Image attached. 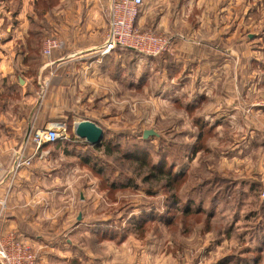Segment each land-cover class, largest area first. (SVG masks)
I'll return each mask as SVG.
<instances>
[{
    "label": "rangeland",
    "instance_id": "rangeland-1",
    "mask_svg": "<svg viewBox=\"0 0 264 264\" xmlns=\"http://www.w3.org/2000/svg\"><path fill=\"white\" fill-rule=\"evenodd\" d=\"M204 1L203 12L191 0H145L137 20L141 30L169 35L173 41L187 35L201 40L204 63L219 62L213 77L192 79L186 88L189 96L179 89L178 98L176 82L162 79L154 65L155 56L163 54L144 55L127 47L107 55L109 73L116 79L124 71L129 80L144 72L142 88L131 79L132 89L127 90L98 76V69L92 81L90 70L80 69L81 76L68 84L65 95L59 84L54 86L58 70L53 72L48 61L60 57L65 16L96 8L95 0H0V58H8L4 68L14 73L15 81L25 74L35 84L11 94V85L0 76V155L7 159L11 148H19L20 159V154L30 156L36 149L34 116L63 121L70 115L67 131L61 128L67 139L62 141L70 143L50 150L51 170L68 171L28 177L24 186L32 191L38 183L73 191L71 218L83 221L76 236L77 248H82L35 250V264H264V0ZM98 3L106 12V27L99 34L103 42L109 0ZM5 15L10 18L3 19ZM8 28L14 29L13 37ZM50 38L59 45L47 56L44 45ZM113 55L125 59L112 61ZM20 56L30 62L20 63ZM139 57L145 65L134 62ZM197 93L211 97L199 107H187L198 102ZM79 119L102 126L106 147L91 146L75 135ZM147 129L159 135L144 138ZM25 138L33 144L23 145ZM62 147L67 160L55 161ZM60 200L65 201L61 211H69L70 198Z\"/></svg>",
    "mask_w": 264,
    "mask_h": 264
},
{
    "label": "crops",
    "instance_id": "crops-1",
    "mask_svg": "<svg viewBox=\"0 0 264 264\" xmlns=\"http://www.w3.org/2000/svg\"><path fill=\"white\" fill-rule=\"evenodd\" d=\"M101 1L102 0H95L96 8H94V6H89L86 9L74 10V14L65 16V35L63 34L64 41L60 57L54 60L49 59L48 61L50 69H54L52 70L53 72L58 70V74L53 78V84L54 86L59 84V91L65 95H68L69 92V88L67 87L68 84L78 81L81 76L79 72L80 69L81 71L89 69L91 72L90 79H92V81H94V70L98 69L100 71L97 72L98 76L106 78L111 82L115 81L127 90L132 89V84L134 82L131 79L136 81L135 86L138 89L142 88L147 82L144 72H135L130 76L131 78L129 80H125L127 78L124 71L123 73H118L116 79L109 73L111 66L106 63V60L108 59L107 55H110V53H103L100 49L102 40L100 42L99 34H102L103 30H105L103 26L106 27V19H104L103 16V13L106 14V12L103 8L99 7L100 5L98 3ZM191 1L199 2L204 12V0ZM200 1H202V3ZM15 15H17V13ZM8 17L9 16L5 15L3 19L8 20ZM162 25L163 24H161V30L163 29ZM96 27H99L98 31ZM37 29L39 28L37 27ZM94 31H96L95 37ZM8 32L11 33L12 37L15 35L14 29L9 31L8 28ZM67 33H70L69 36ZM31 35L30 26H28L26 36L30 39ZM171 40L172 45L170 52H168L169 54L167 55L164 53L160 57L155 56L154 65L158 66L162 79L167 76L170 78L169 80L176 82V87L178 89L174 92L178 95V98L182 97L180 96L179 89H182L183 92L188 91L187 93L185 92L186 94L184 93V95L189 96V90L186 88L190 81L195 79V81L201 82L210 79V77H213L214 67L217 66L219 62L205 64L203 60L204 55H202L205 48L203 42L201 40H194L193 36L191 39H189L188 35L181 37V41L179 39L173 41L172 38ZM213 49L219 50V47ZM170 54L171 56H169ZM194 55L201 56V59L192 60L191 57ZM113 56V58L111 57L112 61H121L125 59L124 56ZM10 58L12 60V57ZM17 58L18 61L20 59V63H24L25 60L30 62L29 58L21 56ZM134 62L139 66L146 64V60L143 57L135 58ZM5 64H8V58H0V76L3 77L2 80H7L8 84L11 85L8 90L11 94L26 92L31 89L32 86H35L31 79L25 77V74H18L17 80L15 81L14 73H12L10 69L6 70L4 68ZM63 82L65 83L63 84ZM197 96L200 97L198 98V102L187 103V107L194 108L201 106V101L204 98L209 100L211 94L207 96L206 93L204 95L203 93H197L196 97ZM178 102H180V100ZM181 104H183L182 101ZM46 105L47 102H44V106ZM44 111L45 109L42 110V114H44ZM48 115L49 117L51 116L50 111ZM38 116L39 114L36 117L34 116L31 123H34V128H37L35 137H41L42 142L40 145H37V142L34 141L32 137L36 145V149L33 147L30 151L31 154L29 157L32 159V164L22 165L20 169L14 171L16 160H18L19 148H11L12 152L7 159L3 157V155H0V200L6 195L8 201L5 212H2V214L4 213V218L1 220L2 214L0 217V234H6L12 231L16 232L28 240L32 248L37 252H81L82 247L78 245L80 248H77V244L79 243H77L76 236L82 233L83 221L72 222V211L76 207V203L71 199L73 191H61L60 187L57 185L39 186L38 183H36V187H32V191L28 189L27 186H24V184L28 182V177H32L33 179L34 177L47 178L52 175L57 177L59 173L63 174V171H68L66 167H64L65 169L56 167L54 170H51L50 164L52 155L50 150L52 145L59 146L61 144L70 143V141H62L67 139H63L61 136V128L67 131V119L70 115L65 119H61L63 121H55L51 118L39 120ZM35 118L36 120H34ZM78 121L81 120H75L74 124ZM22 144H27L29 146L33 143L30 141V138H25ZM63 147L62 150L60 149L56 154L55 161H59L60 159L67 160V156L63 152ZM1 150L2 148L0 146V151ZM65 196H68L71 201L69 202V211L65 210L62 212V203L65 201L60 200V198ZM67 212H69V214H66ZM67 236L68 238L66 240L63 239ZM37 264H40L39 261Z\"/></svg>",
    "mask_w": 264,
    "mask_h": 264
},
{
    "label": "built area",
    "instance_id": "built-area-1",
    "mask_svg": "<svg viewBox=\"0 0 264 264\" xmlns=\"http://www.w3.org/2000/svg\"><path fill=\"white\" fill-rule=\"evenodd\" d=\"M145 0H109V27L103 37L101 51L111 53L117 47H127L148 55L164 54L171 48V38L152 30H141L136 20ZM59 43L55 38L47 39L44 53L50 56ZM37 144L42 142L41 137H35ZM18 157L15 166L31 165L32 159ZM6 196L0 200L2 208L6 207ZM0 257L4 264H35L36 255L32 246L24 241L16 232L0 234Z\"/></svg>",
    "mask_w": 264,
    "mask_h": 264
},
{
    "label": "water",
    "instance_id": "water-1",
    "mask_svg": "<svg viewBox=\"0 0 264 264\" xmlns=\"http://www.w3.org/2000/svg\"><path fill=\"white\" fill-rule=\"evenodd\" d=\"M74 133L77 137L85 139L87 144L94 147L102 146L105 139V132L102 126L90 119H82L76 122L74 124ZM151 135L158 136L159 134L154 129L144 131V138H148ZM78 219H81V215H79Z\"/></svg>",
    "mask_w": 264,
    "mask_h": 264
},
{
    "label": "trees",
    "instance_id": "trees-1",
    "mask_svg": "<svg viewBox=\"0 0 264 264\" xmlns=\"http://www.w3.org/2000/svg\"><path fill=\"white\" fill-rule=\"evenodd\" d=\"M139 15H140V13H139ZM139 15H138V18H139ZM138 18H137V20H138ZM137 20H136V23H137ZM118 48H121V47H117L116 48V50L118 49ZM130 49V48H129ZM132 50H134V49H132ZM137 51V50H136ZM113 52V51H112ZM139 52V51H138ZM141 53V52H140ZM143 54V53H142ZM144 55H146V54H144ZM155 56V55H154ZM102 146H104V147H106L105 146V143H104V141H103V144H102ZM157 165V164H156ZM156 169V168H155Z\"/></svg>",
    "mask_w": 264,
    "mask_h": 264
}]
</instances>
